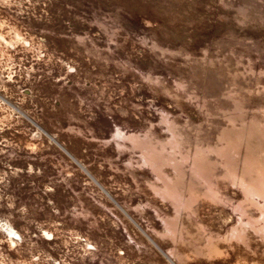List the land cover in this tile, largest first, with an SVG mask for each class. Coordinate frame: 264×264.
<instances>
[{
	"label": "rangeland",
	"instance_id": "obj_1",
	"mask_svg": "<svg viewBox=\"0 0 264 264\" xmlns=\"http://www.w3.org/2000/svg\"><path fill=\"white\" fill-rule=\"evenodd\" d=\"M0 264H264V0H0Z\"/></svg>",
	"mask_w": 264,
	"mask_h": 264
}]
</instances>
